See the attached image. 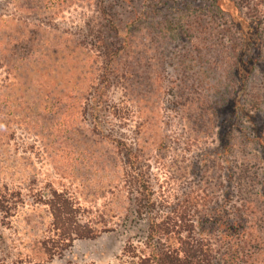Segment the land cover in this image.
I'll return each mask as SVG.
<instances>
[{
    "label": "rangeland",
    "instance_id": "1",
    "mask_svg": "<svg viewBox=\"0 0 264 264\" xmlns=\"http://www.w3.org/2000/svg\"><path fill=\"white\" fill-rule=\"evenodd\" d=\"M145 198L264 250V0H0V264H135Z\"/></svg>",
    "mask_w": 264,
    "mask_h": 264
},
{
    "label": "trees",
    "instance_id": "2",
    "mask_svg": "<svg viewBox=\"0 0 264 264\" xmlns=\"http://www.w3.org/2000/svg\"><path fill=\"white\" fill-rule=\"evenodd\" d=\"M147 191L145 186L142 187ZM55 197H57L55 195ZM136 214L139 217H146V231L142 249L136 253L135 247H125L124 253L130 256L135 264H253L250 261H239L238 245L230 246L225 253H218L213 245L205 239L202 232H195L194 225H176V223L159 221L152 217L150 210L154 203L150 198L143 200ZM74 210L66 199H59L51 203V217L53 226L60 230L61 236L65 242L64 249L70 247L74 240H90L98 236V232L88 225H81L77 222ZM244 233V234H243ZM246 234L241 231L239 234L236 230L227 228L224 236L232 237L237 243L240 238ZM222 238V237H221ZM228 247V245H227ZM233 248V249H231ZM56 249L59 246L44 247V253L48 256L47 264H52L56 256ZM58 252V251H57ZM56 253V254H55ZM218 256V258H217ZM11 264H22L13 262ZM71 264V263H66ZM255 264H264V250L255 257Z\"/></svg>",
    "mask_w": 264,
    "mask_h": 264
}]
</instances>
